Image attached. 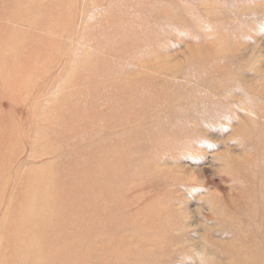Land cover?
<instances>
[{"label": "rangeland", "instance_id": "374dc122", "mask_svg": "<svg viewBox=\"0 0 264 264\" xmlns=\"http://www.w3.org/2000/svg\"><path fill=\"white\" fill-rule=\"evenodd\" d=\"M255 146L264 0H0V264H264L224 166Z\"/></svg>", "mask_w": 264, "mask_h": 264}, {"label": "bare ground", "instance_id": "6f19581e", "mask_svg": "<svg viewBox=\"0 0 264 264\" xmlns=\"http://www.w3.org/2000/svg\"><path fill=\"white\" fill-rule=\"evenodd\" d=\"M215 5V4H214ZM9 5L5 2V9H8ZM213 7V6H212ZM212 9V8H211ZM211 16V15H210ZM221 25V24H219ZM226 30V29H225ZM220 45V44H219ZM198 46V45H197ZM118 47V46H117ZM115 49V47H114ZM118 49V53L119 55H121V50L120 47L117 48ZM114 51V50H113ZM223 57V56H222ZM224 58V57H223ZM102 93V92H101ZM100 93V97H102L103 95H105V93L102 94L101 96ZM126 104L129 106L131 105V107H127L126 105L123 107V113L127 114L126 117V122L131 119L132 117L136 116L137 114H139V109H135V105H133V103L131 101H127ZM145 107V106H143ZM122 108V107H121ZM51 110V109H50ZM57 111V110H56ZM48 112V111H47ZM50 112V111H49ZM47 114V113H46ZM58 115V113H57ZM49 117V116H48ZM53 119V117L50 115L49 119ZM58 118V117H57ZM61 118V117H60ZM263 118V117H262ZM55 119V118H54ZM84 119V115L83 116H79L78 117V128L81 125V121ZM56 120V119H55ZM124 120V122H125ZM62 122V121H61ZM50 123V122H48ZM60 124V123H59ZM42 132V131H41ZM44 134V133H43ZM241 137V136H240ZM36 138V137H35ZM34 140V139H33ZM39 140V139H38ZM136 143L141 142V140H143L141 138V136L139 135V133L136 135ZM162 140L163 143L167 146L171 145L172 141L169 143V141L167 140L166 136L163 135L162 136ZM144 141V140H143ZM148 143H151L148 142ZM127 147L117 156V158L115 157V154L117 155V152L121 151V149H119V145L117 142H110V143H103L101 148L99 147L96 152L99 154L97 156V159L99 160L100 158V165L103 166L104 169L109 170L111 168H117L115 166L111 167L109 164L111 162H109L110 158L115 159L113 162L115 163L116 161L118 163H120L121 165L124 164V161L127 162V170L125 168V171L127 174H129V176H136L138 175V172H142V167H143V163L138 162V164L136 165L135 162H131L129 163L128 160L130 158L133 157H141L140 153L138 155H135V153L137 152V150L134 149V145H131V142H127ZM142 144L139 145V147ZM74 146H77V143H74ZM261 147H257L255 146L253 149L258 150L260 157L262 158V160H264V151H262L260 149ZM253 149H252V153L250 151L247 159L245 160H241L238 161L236 160V162L232 161V159H227L224 161V166H225V172L227 174H231L232 177L235 178V181H237L241 186V193H242V198H241V205L243 206V216L246 219L247 222H249L250 224H252V226L257 229L256 231H260V237L261 238V242L264 243V174L260 175L261 177H259V179L256 178V175L259 173L257 172V169H255V162L258 160L255 158V156L253 155ZM254 150V151H255ZM140 151V149H139ZM49 152V151H48ZM131 152V153H130ZM108 153L110 158L104 160V158L102 159V155L105 156V154ZM256 153V152H255ZM95 153L92 154V156L94 157ZM50 156V155H49ZM151 156V155H150ZM92 157V158H93ZM256 157H258V155H256ZM120 159V160H118ZM97 161V160H95ZM46 165V164H45ZM116 166H119V164H116ZM240 168V172L239 169ZM250 170L251 173V177H246V171ZM254 169L256 171H254ZM242 171H244L243 173V177L240 176V174L242 175ZM125 173V174H126ZM75 176L78 177L79 174H77L76 172L74 173ZM135 174V175H134ZM111 175L113 176L114 173H111ZM250 175V174H248ZM255 175V176H254ZM84 176V175H83ZM50 176H48L47 178H49ZM42 174L40 173L39 176H36L34 178V172H33V176H32V180L36 181L37 184H42ZM48 180V179H47ZM93 181H95V179H92ZM110 180H112V178L110 177ZM50 181V180H49ZM55 184V181H53ZM56 185V184H55ZM57 186V185H56ZM50 190H48L49 192ZM109 194L113 193L115 190L113 189V187L110 185V183H108V190H106ZM52 198L47 196V199H45V204H48L49 202H51ZM239 222V221H238ZM241 224V223H240ZM242 225V224H241ZM33 226V225H32ZM252 230V229H251ZM125 234V233H124ZM251 240V239H250ZM246 239V247L248 250L252 249V245L254 241H250ZM51 250H53L54 248L51 247ZM256 249H252L251 251H255ZM145 252V251H144ZM254 253L249 252L248 254H246L247 257V262L249 264H252V262H255L253 259ZM71 256V254H70ZM73 261L75 262V260L73 259ZM75 264H86L84 262H80L77 261L75 262Z\"/></svg>", "mask_w": 264, "mask_h": 264}]
</instances>
